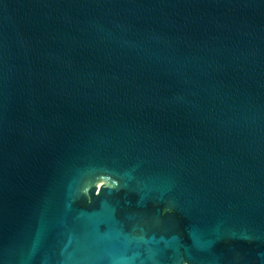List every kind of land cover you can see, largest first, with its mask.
Returning <instances> with one entry per match:
<instances>
[{
    "label": "water",
    "instance_id": "water-1",
    "mask_svg": "<svg viewBox=\"0 0 264 264\" xmlns=\"http://www.w3.org/2000/svg\"><path fill=\"white\" fill-rule=\"evenodd\" d=\"M0 264H264V0H0Z\"/></svg>",
    "mask_w": 264,
    "mask_h": 264
}]
</instances>
